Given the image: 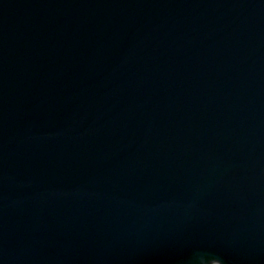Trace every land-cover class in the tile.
Instances as JSON below:
<instances>
[{
    "label": "water",
    "instance_id": "water-1",
    "mask_svg": "<svg viewBox=\"0 0 264 264\" xmlns=\"http://www.w3.org/2000/svg\"><path fill=\"white\" fill-rule=\"evenodd\" d=\"M0 264H264V0H0Z\"/></svg>",
    "mask_w": 264,
    "mask_h": 264
}]
</instances>
